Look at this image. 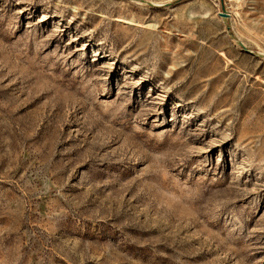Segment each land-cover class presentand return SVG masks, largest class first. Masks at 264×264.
I'll use <instances>...</instances> for the list:
<instances>
[{
  "label": "rangeland",
  "instance_id": "rangeland-1",
  "mask_svg": "<svg viewBox=\"0 0 264 264\" xmlns=\"http://www.w3.org/2000/svg\"><path fill=\"white\" fill-rule=\"evenodd\" d=\"M0 264H264V0H0Z\"/></svg>",
  "mask_w": 264,
  "mask_h": 264
},
{
  "label": "water",
  "instance_id": "water-1",
  "mask_svg": "<svg viewBox=\"0 0 264 264\" xmlns=\"http://www.w3.org/2000/svg\"><path fill=\"white\" fill-rule=\"evenodd\" d=\"M223 16H227V15H223Z\"/></svg>",
  "mask_w": 264,
  "mask_h": 264
}]
</instances>
